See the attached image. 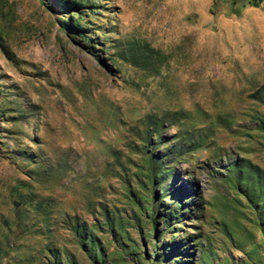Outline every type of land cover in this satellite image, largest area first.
Wrapping results in <instances>:
<instances>
[{
	"label": "rangeland",
	"instance_id": "374dc122",
	"mask_svg": "<svg viewBox=\"0 0 264 264\" xmlns=\"http://www.w3.org/2000/svg\"><path fill=\"white\" fill-rule=\"evenodd\" d=\"M0 264H264V0H0Z\"/></svg>",
	"mask_w": 264,
	"mask_h": 264
},
{
	"label": "trees",
	"instance_id": "16d2710c",
	"mask_svg": "<svg viewBox=\"0 0 264 264\" xmlns=\"http://www.w3.org/2000/svg\"><path fill=\"white\" fill-rule=\"evenodd\" d=\"M78 28V27H77Z\"/></svg>",
	"mask_w": 264,
	"mask_h": 264
}]
</instances>
